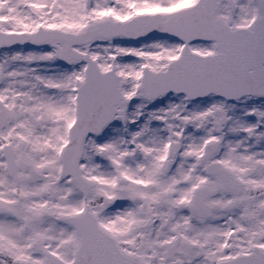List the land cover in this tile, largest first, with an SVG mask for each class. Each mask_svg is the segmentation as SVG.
<instances>
[{"label":"snow or ice","instance_id":"snow-or-ice-1","mask_svg":"<svg viewBox=\"0 0 264 264\" xmlns=\"http://www.w3.org/2000/svg\"><path fill=\"white\" fill-rule=\"evenodd\" d=\"M0 264H264V0H0Z\"/></svg>","mask_w":264,"mask_h":264}]
</instances>
